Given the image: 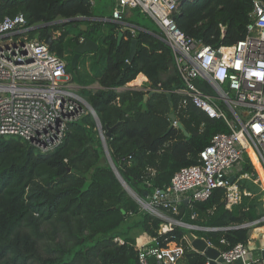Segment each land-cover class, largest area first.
Returning a JSON list of instances; mask_svg holds the SVG:
<instances>
[{"label": "trees", "instance_id": "16d2710c", "mask_svg": "<svg viewBox=\"0 0 264 264\" xmlns=\"http://www.w3.org/2000/svg\"><path fill=\"white\" fill-rule=\"evenodd\" d=\"M251 9L252 0H181L173 18L183 33L217 48L244 37ZM18 12L33 27L30 36L44 40L51 34L50 50L64 58L69 78L95 110L103 134L113 127L105 137L109 156L139 197L166 191L180 168L198 162L213 135L230 132L223 119L209 117L176 92L183 83L172 52L149 18L154 26L137 31L135 55L122 74L133 38L128 29L120 30L111 21L55 23L98 15L88 0H0V19ZM84 37L98 42L103 52L82 55L72 68L73 49ZM139 73L147 77L143 89L116 90ZM94 82L99 88L89 87ZM151 90L156 91L149 94ZM166 91L187 135L172 126ZM100 132L96 119L85 113L68 124L62 143L46 152L20 136L0 135V264H137L133 227L158 247L181 245L178 264H205L206 255L183 238L186 228L172 225L160 232L162 220L128 195L109 164ZM254 170L245 154L237 176L248 177L236 181L241 200L230 208L225 206L224 189L215 188L207 199L187 204L182 213L166 214L215 228L191 232L221 251L247 244L252 226L244 224L264 215L258 203L264 201V192L254 182Z\"/></svg>", "mask_w": 264, "mask_h": 264}, {"label": "built area", "instance_id": "2783aa9c", "mask_svg": "<svg viewBox=\"0 0 264 264\" xmlns=\"http://www.w3.org/2000/svg\"><path fill=\"white\" fill-rule=\"evenodd\" d=\"M112 1L113 21L122 22L129 9H139L153 21L172 52L183 83L176 92L209 117L223 119L230 129L228 133L213 135L199 152L198 162L180 168L166 191L156 189L136 199L162 220L160 232L170 230L172 225L186 230L215 229L180 222L166 212L178 213L182 200H187V204L203 201L215 188L224 189L226 208L240 202L236 181L247 175L237 176L243 156L246 154L255 166L248 148L264 175V1L252 0L244 37L217 48L180 30L173 14L181 0ZM32 29L21 12L0 19V135L20 136L46 152L62 143L70 122L85 113L97 115L79 94V86L69 78L64 58L51 51L44 40L30 36ZM230 175H234L232 181ZM259 222H264V215L244 226ZM183 238L191 246L186 234ZM152 241L137 246V264H150L149 257L156 264H178L183 254L181 245L158 247ZM247 244L239 242L227 250L218 249L221 263L262 264L257 258L246 261L250 251ZM205 264H210L209 259Z\"/></svg>", "mask_w": 264, "mask_h": 264}, {"label": "water", "instance_id": "95a60500", "mask_svg": "<svg viewBox=\"0 0 264 264\" xmlns=\"http://www.w3.org/2000/svg\"><path fill=\"white\" fill-rule=\"evenodd\" d=\"M181 2V1H180ZM180 4V3H179ZM81 18H73V19H67L65 21H77ZM81 29L86 30V26H82ZM52 41V36L51 34H48L46 36V38L44 39V42L47 44H50ZM136 47H137V38H132L131 43H130V48H129V54H128V58L125 61V64L123 66L122 69V74L125 72L126 68L129 66L130 62L132 61L135 52H136ZM74 53L71 57L70 60V65L72 68H74L76 66V63L78 62V60L80 59V57L82 55L88 54L90 52H97L98 55L100 56L102 54L103 48L99 46V44L92 40L89 37H84L83 39H81L79 41V43L74 47L73 49ZM121 78V75L118 77L119 81ZM195 84L197 86H199L200 88H202V86L199 84L198 80L194 81ZM156 90H151V92H149V94L154 93ZM167 99H168V103H169V109H170V113H169V118L170 120L173 122L175 121V116L173 114V107H172V103H171V94L170 92H165ZM147 96H145L146 98ZM88 108L92 109V107L88 104ZM94 118L96 119L99 129L102 132L101 129V125L97 119V116H94ZM177 127H179L183 133L185 135H187V131L185 130V128L183 127V125L177 121L176 122ZM113 127H108L107 130L105 131V133L102 135V144H103V148L105 151V154L107 156V159L109 161V164L111 166V168L113 169L115 175L117 176V178L119 179L120 183L122 184V186L125 188V190L133 197L136 198L135 193L132 191V189L126 184V182L123 180V178L120 176V174L118 173L117 169L115 168L109 153H108V149L105 143V137H109L111 135V131H112ZM234 179V175H230L229 180L232 181ZM147 196V193H144V197ZM187 205V200L184 201L183 206L180 208V212L182 213L184 211V207ZM122 213H125L124 209H121ZM186 237L187 240L189 241L191 248L198 251V252H202L204 255H206V257L209 259L210 264H215L216 262H222V258L220 257V251L215 248L214 246L210 245L207 243V241L203 238V237H198L195 234H193V232H191V230H187L186 231ZM248 248L250 251H255L257 249V246L251 242H249L247 244ZM259 260L262 262V264H264V248L263 249H259ZM149 263L150 264H156L155 259L153 257H149Z\"/></svg>", "mask_w": 264, "mask_h": 264}, {"label": "crops", "instance_id": "0c3cea01", "mask_svg": "<svg viewBox=\"0 0 264 264\" xmlns=\"http://www.w3.org/2000/svg\"><path fill=\"white\" fill-rule=\"evenodd\" d=\"M91 4H93V2ZM113 4H114V1H112L111 4L108 7H106V10L102 11L103 14H98V15H95L93 17H88V18H81L77 21H80L82 19H86L87 21L101 22V23H105V22H109V21L115 22L118 24L120 30L128 29L130 31V33L132 34L133 38H136L135 35H136L138 30H145L146 29V27L143 26V24L139 21V19H137L138 12L134 9H131V10L129 9V10L125 11V17H124L122 22L113 21L111 18V9L113 7ZM82 26H84V25H82ZM86 29H87V26H86ZM90 53H97V52H90ZM80 67H82V66L80 65ZM85 68H89L88 62L86 63ZM146 82H147V77L143 73H139L133 80L127 82L123 86L116 88V90L119 91V90H124V89H143V87L146 86ZM76 85H78V84H76ZM89 87L96 89V88H99V84H98V82H94V83L90 84ZM146 88H148V87H146ZM177 121L178 120L176 118H175V121H173V122L171 121L172 126L177 127V125H176ZM102 135H103V132H100L101 138H102ZM250 156H251L252 162L255 165L254 166L255 169H257V172L260 173L259 167L256 166V162H255L256 158L253 156L252 153H250ZM244 177H247V175ZM260 179H261V183H262V186L264 189V175L263 174H260ZM255 180H254V182H255ZM181 203L183 204L184 200H182ZM258 229H261V230L256 232V230H258ZM253 233H254V235L252 234V237H251V235H249V242L255 244L257 246V249L255 251H249L248 255L246 256V261H248V262L251 261L252 259H255V258L259 259V249L264 248L260 245L261 236H264V226L255 229ZM145 236L147 237V240H146L147 242L152 241V238H150L146 234H145ZM139 241H141V239ZM215 264H223V263L216 262ZM233 264H236V263H233Z\"/></svg>", "mask_w": 264, "mask_h": 264}, {"label": "rangeland", "instance_id": "374dc122", "mask_svg": "<svg viewBox=\"0 0 264 264\" xmlns=\"http://www.w3.org/2000/svg\"><path fill=\"white\" fill-rule=\"evenodd\" d=\"M92 2H93V4L95 5V7H96V9H97V11L99 12V14H103L102 13V11L103 10H106V7H108L110 4H111V2H112V0H92ZM137 19H139V21L143 24V25H146V26H153L152 25V22L148 19V18H145V17H143L142 15H139L138 14V16H137ZM66 21L65 20H62V19H59V20H56V22L55 23H58L59 25H61V24H63V23H65ZM156 27V26H155ZM157 28V27H156ZM222 29H224V27L222 28ZM32 36H37V35H35V34H32ZM226 115L228 116V117H232V114L229 112V111H227L226 112ZM233 170H235V169H233ZM256 170V171H255ZM254 171L256 172V177H257V179L255 180V183H258L257 184V186H258V188L260 189V191H263L264 192V189H263V186H262V183H261V179H260V174H261V172L259 173V172H257V169H255ZM248 177V176H247ZM250 178V177H249ZM248 178V179H249ZM128 193V192H127ZM135 193V192H134ZM128 195L129 196H131L129 193H128ZM135 195L136 196H138L137 195V193H135ZM138 204H139V202L137 201V199L135 198V197H133V196H131ZM139 197V196H138ZM264 201H260V202H258V203H261L260 204V209H261V211H263L264 212V203H263ZM139 206H140V208L142 209V210H146V211H148L146 208H144L141 204H139ZM129 222H131L132 221V219H129L128 220ZM264 226V222H260L259 224H256L255 226H252L251 227V229H250V235H251V237H252V234L254 235V230L255 229H257V228H259V227H263ZM163 227V223H161V225H160V230H161V228ZM188 230H190V229H188ZM191 230H195V229H191ZM130 235H133L134 236V238L136 239V246H141L142 244H144V243H146L147 241V237L145 236V234L143 233V232H141V230H140V228H136V227H133L131 230H130ZM141 239V241H139ZM169 245H170V247H174V244L173 243H169Z\"/></svg>", "mask_w": 264, "mask_h": 264}, {"label": "bare ground", "instance_id": "6f19581e", "mask_svg": "<svg viewBox=\"0 0 264 264\" xmlns=\"http://www.w3.org/2000/svg\"><path fill=\"white\" fill-rule=\"evenodd\" d=\"M248 151H249V154L252 153V151H251L250 148H248ZM253 156H254V155H253ZM255 162H256V166H258L257 161H255ZM260 245H261L262 247H264V236H261V239H260Z\"/></svg>", "mask_w": 264, "mask_h": 264}]
</instances>
